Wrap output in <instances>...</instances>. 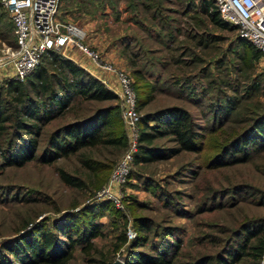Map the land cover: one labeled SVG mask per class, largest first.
I'll return each mask as SVG.
<instances>
[{
	"label": "rangeland",
	"instance_id": "obj_1",
	"mask_svg": "<svg viewBox=\"0 0 264 264\" xmlns=\"http://www.w3.org/2000/svg\"><path fill=\"white\" fill-rule=\"evenodd\" d=\"M137 1L60 0L58 15L62 21L84 29V44L97 51L101 61L126 73L134 91L142 83L132 74L135 69L141 70L150 83L158 80L154 99L138 110L140 118L145 113H153L165 107L185 108L203 135V151L182 152L171 158L138 165L132 162L126 183L120 189L123 210L117 209L118 212L108 207L111 202L97 197L106 183L95 188L93 185L96 178L76 156L59 159L51 165L37 161L22 167L0 164V245L34 226H50L51 221L67 212L101 208L98 221L102 225V236L93 240L95 248L88 254L77 245L72 264L124 263L131 242L136 237L133 220L137 217H145L152 223L147 245L138 250L155 254L151 248L160 244V236L165 229H171L177 241L181 242L175 264H192L195 259L203 255H214L233 240H239L235 235L241 223L249 220L264 222V155L253 156L247 164L216 169L206 166L222 143L217 135L219 133H212L222 121L219 115L213 116V108L220 100L243 97L250 91L252 78L257 76L259 80H264V55L249 69H240L243 68L242 62L237 56L239 53L244 54V51L238 45L241 38L238 30L219 28L211 24L207 17L195 14L191 18L193 20H188L189 25L183 26L185 31L177 35L178 42L168 50L156 41L155 36L150 38L148 30L146 32L140 28L142 22L150 27L154 25L150 24L148 18L151 12L147 14L142 7H137ZM187 2L191 0H170L164 3L170 9L183 11ZM129 4L132 9L128 16L134 20L131 26L124 23L128 16L123 17V22H118L123 9ZM105 12L109 16L104 15ZM4 13L1 9L0 64H6L0 67V84L8 79L19 81L9 63V54L15 49V38L11 19ZM162 13L183 20L178 15ZM191 23H199L200 28L196 29L206 38L204 42L199 44L200 35L197 38L193 36L195 32L191 30ZM128 27L132 28L131 31L126 29ZM127 32L124 43L115 44V39L117 41V38L124 37L123 33ZM147 37L150 40L145 39ZM107 53L110 58L104 56ZM84 58L92 63L90 67L86 65V68L93 77H99L101 71L115 76L113 72L94 64L88 57ZM177 58H180V65ZM44 62L42 59L39 65L46 66ZM114 76L113 81L107 82V85L109 89H114L111 91L117 99L110 103L119 105L121 124L128 137L130 133L122 116L121 92ZM180 79L187 82L177 84ZM263 93L264 87L261 85L260 93L255 96L260 97L261 102H264ZM57 123L48 126L46 132ZM153 145L163 149L176 147L170 136L157 138ZM83 153L84 156L103 160L100 154L93 151L86 150ZM39 154L38 151L36 155ZM122 154L116 158L114 165ZM60 169L81 179L83 186L76 188L63 183ZM23 223L27 224L24 229ZM129 230L134 233L132 238L128 237ZM123 233L128 241L120 245L119 239ZM117 246L120 247L117 249Z\"/></svg>",
	"mask_w": 264,
	"mask_h": 264
},
{
	"label": "trees",
	"instance_id": "obj_2",
	"mask_svg": "<svg viewBox=\"0 0 264 264\" xmlns=\"http://www.w3.org/2000/svg\"><path fill=\"white\" fill-rule=\"evenodd\" d=\"M168 1L138 0L136 4L146 13H152L150 24L154 25L155 31L151 30L150 36H155L156 41L169 50L178 42L180 31L176 18L162 13L174 14L176 9H170L164 3ZM186 8L192 9L195 15L207 17L211 24L219 28L237 29L219 17L213 0H191ZM131 9L129 4L121 15L129 14ZM132 21L133 17L128 16L125 22ZM205 39L201 36L199 44ZM238 45L244 51L237 56L242 62V70L249 69L263 56L245 39L239 38ZM42 59L46 66L39 65L25 82L8 79L0 84V164L22 167L37 161L51 165L59 159L76 156L93 173L96 178L93 186L99 188L106 183L116 158L128 146L120 107L110 103L117 97L100 80L59 52L50 51ZM177 60L180 65V58ZM132 74L138 82H142L138 88L134 87L139 110L154 99L159 82H148L139 69L133 70ZM180 81L177 84L187 82ZM263 83L264 80L256 76L250 80V91L243 97L220 100L213 108V116L219 115L222 121L212 133L218 132L222 143L217 153L208 160L207 168L247 164L253 156L264 155V102L255 97L260 93L261 85L264 87ZM55 122L58 123L46 132V128ZM164 136H170L176 147L163 149L153 145L154 140ZM202 138L192 115L185 108L170 106L145 113L139 122L138 150L133 164L167 159L182 152H202ZM86 150L100 154L103 160L84 156ZM38 151L40 154L37 156ZM59 173L66 185L83 186L78 177L62 169ZM108 207L118 212L112 204L109 203ZM101 210L86 208L76 213L67 212L51 221L50 226H34L13 239L3 241L0 245V264H72L77 245L88 254L95 248L93 240L102 236V225L98 221ZM151 224L145 217L133 220L136 237L131 242L124 264H175L181 242L177 241L171 229H165L160 236V244L151 248L155 254L137 249L147 245L152 232ZM26 227L27 224L23 223L22 228ZM239 227L235 235L239 240H233L214 255L195 259L192 264H258L264 254V222L249 220ZM127 241L123 233L119 244H126Z\"/></svg>",
	"mask_w": 264,
	"mask_h": 264
},
{
	"label": "built area",
	"instance_id": "obj_3",
	"mask_svg": "<svg viewBox=\"0 0 264 264\" xmlns=\"http://www.w3.org/2000/svg\"><path fill=\"white\" fill-rule=\"evenodd\" d=\"M219 17L237 27L239 36L264 55V0H213ZM13 25L15 49L9 54L13 74L19 81L26 79L50 51L59 52L74 44L91 61L115 74L122 101V116L128 127V146L113 166L106 184L97 197L108 200L123 210L120 189L126 183L135 153L138 150L140 115L137 97L130 77L101 61L97 51L84 44L85 31L59 19L60 0H0ZM6 63L0 64V67ZM134 233L128 231V237ZM260 264H264V254Z\"/></svg>",
	"mask_w": 264,
	"mask_h": 264
},
{
	"label": "crops",
	"instance_id": "obj_4",
	"mask_svg": "<svg viewBox=\"0 0 264 264\" xmlns=\"http://www.w3.org/2000/svg\"><path fill=\"white\" fill-rule=\"evenodd\" d=\"M177 10V9H176ZM176 10H174L175 12H174V14H175V16H180L183 20H185V22L186 23H184V21L183 20H178L177 18H176V20H177V23H179V31H180V35L182 34V32L183 31H185V29H184V25H186V24H188V20L189 19H191V18H194V12H193V10L192 9H190L189 10V8H186V9H184L183 11H176ZM170 11V10H169ZM171 13V12H170ZM190 13H192V14H190ZM106 14V16H109V13L108 12H105L104 13V15ZM148 14V13H147ZM128 16V14L126 13V14H123V15H121L119 18H118V22L120 23V22H123V17L125 18V16ZM86 16H88V15H86ZM117 16V15H116ZM196 16V15H195ZM151 17H152V14L151 13H149L148 14V18H149V20L151 19ZM59 19H60V17H59ZM84 19V18H83ZM60 20H62V19H60ZM191 20H193V19H191ZM126 25H130L131 26V22H124ZM192 25V27H191V30H193L195 33H194V37L195 38H197L199 35L201 36V33H199L198 31H197V29H199L200 28V25H199V23H191ZM135 25H137V23H135ZM189 25V24H188ZM187 25V26H188ZM144 26L147 28V30L150 32L151 30H154L155 31V28L154 27H150V26H148V25H146V23H141V25H140V28L141 29H144V31H146L147 32V30H146V28H144ZM86 29H87V27H85ZM197 28V29H196ZM126 29H128V30H130L131 31V27H128V28H126ZM84 30V29H83ZM88 30V29H87ZM85 31V30H84ZM86 32V31H85ZM123 34H125L124 35V37L123 36H121V38H117V41H116V39H115V44L117 43V45H121V44H123L124 42L123 41H125V40H123L124 38H126L127 36H128V32L127 33H123ZM147 35L150 37V38H152L153 37V35L152 36H150V34L149 33H147ZM179 35V36H180ZM123 37V38H122ZM149 37H147V38H145V39H147V40H150V38ZM155 38V37H154ZM156 39V38H155ZM90 41V40H89ZM114 46V45H113ZM116 47V46H115ZM59 53H60V55L61 56H63L65 59H68V60H70L71 62H73L74 64H76L78 67H80V68H82V69H84L86 72H90L87 68H86V65L88 66L89 65V67L91 66V62H89V60L88 59H85L84 57H88V56H86L82 51L80 52V50L74 45V44H68V45H66L63 49H61V51H59ZM82 54H84L83 56H82ZM106 58H110V57H108V56H110V55H108V53L107 54H105L104 55ZM89 58V57H88ZM90 59V58H89ZM91 60V59H90ZM108 61V60H107ZM89 62V63H88ZM93 66V65H92ZM89 74H91V73H89ZM100 76L99 77H97V79L98 80H100L103 84H105L106 85V87L109 89V86L107 85V82H111V81H113V74L112 73H106V72H100ZM92 75V74H91ZM115 77V76H114ZM116 79V78H115ZM116 82H117V80H116ZM118 84V83H117ZM119 86V85H118ZM110 90H114V89H112V88H110ZM117 90H118V87H117Z\"/></svg>",
	"mask_w": 264,
	"mask_h": 264
},
{
	"label": "water",
	"instance_id": "obj_5",
	"mask_svg": "<svg viewBox=\"0 0 264 264\" xmlns=\"http://www.w3.org/2000/svg\"><path fill=\"white\" fill-rule=\"evenodd\" d=\"M113 264H124L122 261H116Z\"/></svg>",
	"mask_w": 264,
	"mask_h": 264
}]
</instances>
